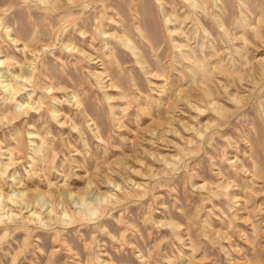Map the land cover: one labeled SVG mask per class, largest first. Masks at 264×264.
<instances>
[{
  "label": "rangeland",
  "instance_id": "rangeland-1",
  "mask_svg": "<svg viewBox=\"0 0 264 264\" xmlns=\"http://www.w3.org/2000/svg\"><path fill=\"white\" fill-rule=\"evenodd\" d=\"M17 1L0 0L13 30L0 74H32L16 99L35 108L0 120V189L45 198L7 202L17 215L0 222V264H264V0ZM190 48L195 82L180 55ZM0 91V115L14 112Z\"/></svg>",
  "mask_w": 264,
  "mask_h": 264
},
{
  "label": "bare ground",
  "instance_id": "bare-ground-1",
  "mask_svg": "<svg viewBox=\"0 0 264 264\" xmlns=\"http://www.w3.org/2000/svg\"><path fill=\"white\" fill-rule=\"evenodd\" d=\"M17 1V0H16ZM39 1H41V2H47V3H50V0H39ZM99 1V0H98ZM97 1V2H98ZM153 1H155V0H153ZM170 1V0H169ZM189 1V3L192 5V6H199V3H198V1L197 0H188ZM6 2V1H5ZM10 2V1H9ZM18 2V1H17ZM27 2V1H26ZM29 2V1H28ZM37 2V1H36ZM84 2V1H83ZM219 2V1H218ZM250 2V1H249ZM14 3H16V2H14ZM20 3V2H19ZM99 3V2H98ZM133 3H135V2H133ZM163 3V2H162ZM216 2L214 1V5L215 6H217L216 4H215ZM242 3V2H241ZM247 3V2H246ZM7 4V3H6ZM27 4V3H26ZM80 5L82 4V3H79ZM95 4V3H94ZM102 4V3H101ZM123 4V3H122ZM184 4V3H183ZM250 4V3H249ZM15 5H17V3L15 4ZM14 5V6H15ZM86 5V4H85ZM29 6V5H28ZM32 6V5H31ZM39 6V5H38ZM54 6V3H53V5H52V7ZM95 6V5H94ZM98 6V5H97ZM220 6H222L221 4H220ZM243 6V5H242ZM26 7H27V5H26ZM34 7V6H33ZM41 7V6H40ZM55 7V6H54ZM53 7V8H54ZM69 7V6H68ZM70 7H72V6H70ZM81 7V6H80ZM110 7V6H109ZM214 7V6H213ZM223 7V6H222ZM238 7V6H237ZM241 8V7H240ZM254 8V7H253ZM252 8V9H253ZM36 9V8H35ZM50 9V8H49ZM91 9V8H90ZM133 9H135L134 7H133ZM161 9V8H160ZM195 8H193V10H194ZM218 9V8H217ZM13 10V9H12ZM23 10V9H22ZM47 10V9H46ZM79 10V9H78ZM115 10V9H114ZM254 10V9H253ZM252 10V11H253ZM106 11V10H105ZM132 11V10H131ZM172 11V10H171ZM258 11V10H257ZM39 12V11H38ZM46 12H49V11H46ZM54 12V11H53ZM96 12V11H95ZM256 12V11H255ZM41 13H43V12H41ZM91 13V12H90ZM114 13V12H113ZM128 13V12H127ZM137 13V12H136ZM195 13H197L196 11H195ZM239 13V12H238ZM4 14V13H3ZM56 14V13H55ZM54 14V15H55ZM133 14V13H132ZM222 14V13H221ZM11 15V14H10ZM195 15V14H194ZM206 15V14H205ZM231 15V14H230ZM240 15V14H239ZM12 16V15H11ZM204 16V15H203ZM60 17V16H59ZM71 17V16H70ZM112 17V16H111ZM184 17H185V15H184ZM196 17V16H195ZM224 17V16H223ZM51 18V17H50ZM69 18V17H68ZM62 19V18H61ZM83 19V18H82ZM96 19V18H95ZM107 19V18H106ZM112 19V18H111ZM165 19H167L168 20V16H165ZM164 19V20H165ZM237 19V18H236ZM241 19V18H240ZM52 20V19H51ZM60 20V19H59ZM58 20V21H59ZM108 20V19H107ZM119 20V19H118ZM121 20H123V19H121ZM120 20V21H121ZM133 20H134V18H133ZM239 20V19H238ZM258 20V19H257ZM81 21V20H80ZM137 22H138V20H136ZM197 22H199L198 20H196ZM104 22V21H103ZM167 22H169V21H167ZM166 22V23H167ZM193 22V21H192ZM207 22V21H206ZM258 22V21H257ZM262 22V21H261ZM112 23V22H111ZM201 23V22H200ZM4 19L2 18V17H0V36H1V33H2V30H3V28H5V32H6V35H7V38H9L8 36H11L12 35V33H11V31H13L9 26H4ZM43 24V23H42ZM121 24V23H120ZM171 24V23H170ZM236 24V23H235ZM241 24V23H240ZM258 24V23H257ZM56 25V24H55ZM55 25H53L54 27H55ZM111 25V24H110ZM130 25V24H129ZM165 25V24H164ZM175 25V24H174ZM242 25V24H241ZM252 25V24H251ZM259 25H260V23H259ZM102 26H104V25H102ZM98 27V26H97ZM110 27V26H109ZM237 27V26H236ZM240 27V26H239ZM51 28V27H50ZM73 28V27H72ZM93 28V27H92ZM124 28V27H123ZM122 28V29H123ZM169 28V27H168ZM191 28V27H190ZM70 29H71V27H70ZM75 29V28H74ZM138 29H139V31H140V34H142V35H144V32H143V30H142V28L140 27V26H138ZM137 29V30H138ZM170 29V28H169ZM205 29V28H204ZM243 29V28H242ZM106 30H107V28H106ZM218 30V29H217ZM259 30V29H258ZM261 30V29H260ZM83 31V30H82ZM82 31H81V33H82ZM92 31V30H91ZM166 31V30H165ZM196 31V30H195ZM262 31V30H261ZM83 32H85V31H83ZM193 32V31H192ZM204 32V31H203ZM107 33V32H106ZM122 33V32H121ZM195 33V32H194ZM233 33V32H232ZM246 33H247V31H246ZM179 34V33H178ZM259 34H260V32H259ZM80 35V34H79ZM180 35V34H179ZM211 35V34H210ZM249 35V34H248ZM254 35V34H253ZM256 36H257V33L255 34ZM261 35V34H260ZM64 36V35H63ZM141 36V35H140ZM144 36H146V35H144ZM164 36V35H163ZM178 36V35H177ZM73 37V36H72ZM135 37V36H134ZM181 37V36H180ZM252 37V36H251ZM258 37V36H257ZM141 38V37H140ZM143 38V37H142ZM141 38V39H142ZM185 38V37H184ZM183 38V39H184ZM215 38V37H214ZM12 39L15 41V42H17L18 41V38L16 37V36H13L12 37ZM56 39V38H55ZM93 39V38H92ZM120 39V41L122 42V44L123 45H125L127 48H129L131 51L130 52H133L136 56H137V60H138V62L140 63V64H144V60L142 59V55L140 54V52H139V47L137 48V46L132 42V40L125 34V35H123L122 37H120L119 38ZM136 39V38H135ZM144 39V38H143ZM253 39H255V38H253ZM50 40H51V38H50ZM90 40V39H89ZM106 40V39H105ZM201 40V39H200ZM219 40V39H218ZM148 41V40H147ZM22 42V41H21ZM117 42V41H116ZM141 42V41H140ZM144 42V41H143ZM200 42V41H199ZM202 42V41H201ZM204 42V41H203ZM214 42V41H213ZM149 43V42H148ZM236 43V42H235ZM239 43V42H238ZM55 44V43H54ZM70 44V43H69ZM150 44V43H149ZM214 44H215V42H214ZM55 45H57V44H55ZM143 45V44H142ZM197 45V44H196ZM217 45V44H216ZM62 46V45H61ZM151 46V45H150ZM171 46V45H170ZM181 45H178V47H180ZM30 47V43L29 42H25L24 44H23V48H24V50H26L27 48H29ZM76 47V46H75ZM121 47V46H120ZM142 47H144V46H142ZM198 47V46H197ZM15 48V47H14ZM94 48V47H93ZM145 48V47H144ZM212 48H214V47H212ZM243 48V47H242ZM6 49V48H5ZM9 49V48H8ZM21 49V48H20ZM95 49H96V47H95ZM57 50V49H56ZM87 50V49H86ZM120 50V49H119ZM124 50V49H123ZM153 50V49H152ZM181 50V49H180ZM186 50V49H185ZM195 50L197 51L198 49H194L193 50V48H190V50L189 51H181L180 52V55L181 56H183L185 59H187L190 63H191V65H189L188 66V68H189V72H190V75H191V81H193V82H195V81H197L196 80V75H197V73H198V71H197V68H198V66H200L199 65V62H200V58H199V56L197 55V53L195 52ZM201 50V49H200ZM208 50V49H207ZM244 50V49H243ZM11 51V50H10ZM67 51V50H66ZM127 51V50H126ZM129 51V50H128ZM141 51V50H140ZM160 51V50H159ZM173 51V50H172ZM248 51V50H247ZM3 52V51H2ZM155 52V51H154ZM179 52V51H178ZM57 53V52H56ZM143 53V52H142ZM158 53V52H157ZM214 53V52H213ZM91 54V53H90ZM15 55V54H14ZM83 55V54H82ZM212 55V54H211ZM73 56V55H72ZM175 56V55H174ZM213 56V55H212ZM4 57V56H3ZM97 57V56H96ZM106 57V56H105ZM116 57V56H115ZM126 57V56H125ZM155 57V56H154ZM158 57V56H157ZM239 57V56H238ZM30 58V57H29ZM38 58V57H37ZM144 58V57H143ZM174 58V57H173ZM246 58V57H245ZM55 59V58H54ZM46 60V59H45ZM57 60V59H56ZM118 60V59H117ZM162 60V59H161ZM60 60H58V62H59ZM159 61H160V59H159ZM158 61V62H159ZM164 61V60H163ZM202 61H203V59H202ZM206 61V60H205ZM248 61V60H247ZM4 61L0 58V64L1 63H3ZM82 62V61H81ZM101 62V61H100ZM119 62V61H118ZM215 62V61H214ZM218 62V61H217ZM241 62V61H240ZM244 62V61H243ZM68 63V62H67ZM120 63V62H119ZM205 63V62H204ZM69 64V63H68ZM88 64V63H87ZM98 64V63H97ZM172 64V63H171ZM206 64V63H205ZM42 65V64H41ZM107 65V64H106ZM109 65V64H108ZM177 65V64H176ZM219 65V64H218ZM6 66V65H5ZM87 66V65H86ZM89 66V65H88ZM118 66V65H117ZM204 66V65H203ZM64 67H66V66H64ZM96 67H97V65H96ZM103 67V66H102ZM127 67V66H126ZM207 67V66H206ZM227 67V66H226ZM242 67H244V65L242 66ZM9 68V67H8ZM32 68H33V66H32ZM34 68H36V67H34ZM33 68V69H34ZM40 68V67H39ZM67 68V67H66ZM69 68H70V66H69ZM99 68V67H98ZM202 68V67H201ZM204 68H205V66H204ZM204 68H203V70H204ZM12 69V68H11ZM76 69V68H75ZM119 69V68H118ZM222 69V68H221ZM67 70V69H66ZM121 70V69H120ZM242 70V69H241ZM27 71V70H26ZM87 71V70H86ZM85 71V72H86ZM65 72V71H64ZM75 72V71H74ZM206 71H204L203 73H202V75L203 76H205V75H207V73H205ZM28 73V72H27ZM132 73V72H131ZM78 74V73H77ZM107 74V73H106ZM122 74V73H121ZM187 74V73H186ZM90 75V74H89ZM183 75V74H182ZM0 76H2V77H4V79H2V80H0L1 81V83H2V85H3V87L5 88V90L9 93V95H8V99H15L16 100V103H15V106L13 107L14 108V112H12V113H9V111L11 110H4L3 112H2V114L0 115V120H2L3 118H5V119H8L9 120V118L11 117H17L21 112H27L29 109H31V108H35V106H34V102H32V100H30V98H25V99H23V100H17L16 99V94L23 88V86H24V83L25 82H23V80H30L31 78H32V74H30V73H28V75H19V74H16V73H9V72H7V73H2V74H0ZM40 76V75H39ZM91 76V75H90ZM142 76V75H141ZM187 76H188V74H187ZM263 76H264V74H263ZM262 76V77H263ZM1 77V78H2ZM69 77V76H68ZM48 78V77H47ZM91 78V77H90ZM110 78V77H109ZM133 78V77H132ZM150 78V77H149ZM143 79H144V77H143ZM32 80V79H31ZM150 80V79H149ZM186 80V79H185ZM233 80V79H232ZM38 81V80H37ZM85 81V80H84ZM110 81V80H109ZM112 81V80H111ZM179 81V80H178ZM188 81V80H187ZM30 82V81H29ZM59 82V81H58ZM72 82V81H71ZM135 82V81H134ZM72 83H74V82H72ZM179 83V82H178ZM135 84V83H134ZM245 84V83H244ZM243 84V85H244ZM61 85V84H60ZM98 85V84H97ZM246 85V84H245ZM27 86V85H26ZM64 86V85H63ZM96 86V85H95ZM101 86V85H100ZM69 88V87H68ZM250 88V87H249ZM260 89V88H259ZM23 90V89H22ZM30 90V89H29ZM72 90V89H71ZM105 90V89H104ZM131 90H132V88H131ZM73 91V90H72ZM116 91V90H115ZM1 92V91H0ZM40 92V91H39ZM98 92V91H97ZM136 92V91H135ZM195 92H196V90H195ZM207 92V94L208 95H210V92L209 91H206ZM55 93H57V92H55ZM61 93V92H60ZM128 93V92H127ZM237 93V92H236ZM33 94H35V93H33ZM58 94V93H57ZM121 94V93H120ZM171 94V93H170ZM20 95V94H19ZM21 95H22V93H21ZM65 95V94H64ZM74 95V94H73ZM194 95V94H193ZM250 95V94H249ZM71 96V95H70ZM97 96V95H96ZM141 96V95H140ZM4 97V96H3ZM76 97H78L77 95H76ZM81 97V96H80ZM87 97V96H86ZM105 97H106V95H105ZM128 97V96H127ZM5 98V97H4ZM32 98V97H31ZM66 98H67V96H66ZM135 98H136V96H135ZM3 99V98H2ZM6 99V98H5ZM8 99H7V101H8ZM46 99H48V98H46ZM151 99V98H150ZM219 99V98H218ZM43 100V99H42ZM87 100V99H86ZM105 100H106V98H105ZM126 100V99H125ZM6 101V100H5ZM79 101V100H78ZM102 101V100H101ZM223 101V100H222ZM57 102V101H56ZM59 102V101H58ZM64 102V101H63ZM87 102H89V100H87ZM210 102H212V101H210ZM6 103V102H5ZM4 103V104H5ZM113 103V102H112ZM121 103V102H120ZM138 103V102H137ZM4 104H2L3 105V107H4ZM81 104V103H80ZM128 104V103H127ZM10 105H12V104H10ZM89 105V104H88ZM104 105V104H103ZM175 105H176V103H175ZM250 105V104H249ZM92 106V105H91ZM254 106V105H253ZM69 107V106H68ZM84 107V106H83ZM129 107V106H128ZM225 107V106H224ZM235 107H237V106H235ZM9 108V107H8ZM12 108V107H11ZM41 108V107H40ZM39 108V109H40ZM94 108V107H93ZM225 108H227V107H225ZM253 108V107H252ZM251 108V109H252ZM84 109V108H83ZM95 109V108H94ZM98 109V108H97ZM248 109H250V108H248ZM46 110V109H45ZM52 110V114H53V116L54 117H57L58 116V113H59V109H57V108H53V109H51ZM123 110V109H122ZM147 110V109H146ZM257 110V109H256ZM96 111V110H95ZM244 112H245V110H244ZM46 113V112H45ZM196 113V112H195ZM263 113V112H262ZM47 114V113H46ZM88 114V113H87ZM130 114V113H129ZM210 114V113H209ZM213 114V113H212ZM36 115V114H35ZM43 115H44V113H43ZM127 115V114H126ZM125 115V116H126ZM198 115V114H197ZM231 115V114H230ZM239 115V114H238ZM260 115V114H259ZM75 116H76V114H75ZM158 116H159V114H158ZM200 116V115H199ZM203 116V115H202ZM219 116V115H218ZM261 116V115H260ZM259 116V117H260ZM73 117V116H72ZM82 117V116H81ZM221 117V116H220ZM52 118V117H51ZM75 118V117H74ZM77 118V117H76ZM110 118V117H109ZM224 118V117H223ZM82 119V118H81ZM210 119V118H209ZM218 119H220V118H218ZM234 119V118H233ZM232 119V120H233ZM247 119V118H246ZM78 120V119H77ZM92 120V119H91ZM211 120V119H210ZM210 120H208V122L210 121ZM245 120V119H244ZM72 121H74V120H72ZM207 121V120H206ZM219 121V120H218ZM94 122V121H93ZM127 122V121H126ZM1 123V122H0ZM124 123V122H123ZM236 123V122H235ZM7 124V123H6ZM15 124V123H14ZM84 124V123H83ZM127 124V123H126ZM224 124H225V121H224ZM223 124V125H224ZM95 125V124H94ZM7 126V125H6ZM20 126V125H19ZM3 127H5V126H3ZM58 127V126H57ZM96 127V126H95ZM8 128H9V125H8ZM20 128V127H19ZM50 128V127H49ZM88 128H89V126H88ZM261 128V127H260ZM5 129V128H4ZM34 129V128H33ZM32 129V130H33ZM96 129H97V127H96ZM108 129V128H107ZM253 129V128H252ZM6 130V129H5ZM30 130V129H29ZM60 130V129H59ZM243 130V129H242ZM49 131V130H48ZM1 132H3V131H1ZM9 132V131H8ZM82 132V131H81ZM4 133V132H3ZM15 133V132H14ZM32 133V132H31ZM91 133V132H90ZM13 134V133H12ZM20 134V133H19ZM261 134V133H260ZM26 135V134H25ZM88 135V134H87ZM192 135V134H191ZM4 136V135H3ZM47 136H48V134H47ZM66 136H67V134H66ZM185 136V135H184ZM195 136V135H194ZM230 136V135H229ZM7 137V136H6ZM12 137V136H11ZM192 137V136H191ZM196 137V136H195ZM208 137V136H207ZM5 138V137H4ZM18 138V137H17ZM33 138V137H32ZM38 138V137H37ZM89 138V137H88ZM35 139V138H34ZM39 139V138H38ZM13 140V139H12ZM80 140V139H79ZM106 140V139H105ZM234 140V139H233ZM239 140V139H238ZM246 140V139H245ZM8 141V140H7ZM39 141V140H38ZM54 141V140H53ZM87 141V140H86ZM88 141H89V139H88ZM104 141V140H103ZM198 141V140H197ZM9 142V141H8ZM12 142V141H11ZM202 142V141H201ZM227 142L228 143H230V141H228L227 140ZM27 143H28V141H27ZM82 143V142H81ZM156 143V142H155ZM192 143V142H191ZM3 144V143H2ZM29 144V143H28ZM42 144V143H41ZM99 144V143H98ZM202 144V143H201ZM30 145V144H29ZM28 145V146H29ZM88 145V144H87ZM218 145V144H217ZM229 145V144H228ZM31 146V145H30ZM42 146L43 145H41V146H39V145H36V147L34 148V150L35 151H40V149L42 148ZM45 146V145H44ZM110 146V145H109ZM190 146V145H189ZM85 147V146H84ZM192 147V146H191ZM249 147H250V145H249ZM248 147V148H249ZM107 148V147H106ZM111 148V147H110ZM184 148H185V146H184ZM20 149V148H19ZM29 149V148H28ZM83 149V148H82ZM99 149V148H98ZM10 150V149H9ZM84 150V149H83ZM27 151V150H26ZM30 151V150H29ZM230 151V150H229ZM45 152V151H44ZM33 153V152H32ZM97 153V152H96ZM212 153V152H211ZM46 154V153H45ZM106 154V153H105ZM185 154V153H184ZM42 155V154H41ZM44 155V154H43ZM75 155V154H74ZM221 155V154H220ZM211 156V155H210ZM5 158V157H4ZM44 158V157H43ZM213 158V157H212ZM1 159V158H0ZM178 159V158H177ZM182 159V158H181ZM190 159V158H189ZM202 159V158H201ZM188 160V159H187ZM241 160V159H240ZM65 161V160H64ZM174 161V160H173ZM1 162H2V160L0 161V164H1ZM21 162V161H20ZM43 162V161H42ZM55 162V161H54ZM180 162V161H179ZM47 163V162H46ZM175 163V162H174ZM242 163V162H241ZM230 164V163H229ZM237 164V163H236ZM253 164V163H252ZM9 163H7V162H5L4 164H3V166H1L0 165V180H2V177H3V175H4V173L8 170V167H9ZM54 165V164H53ZM64 165H66V164H64ZM68 165V164H67ZM176 165H177V163H176ZM200 165V164H199ZM18 166V165H17ZM170 166V165H169ZM175 166V165H174ZM235 166V165H234ZM245 166V165H244ZM243 166V167H244ZM253 166H254V164H253ZM252 166V167H253ZM23 167V166H22ZM46 167V166H45ZM163 167V166H162ZM171 167H173V166H171ZM177 167V166H176ZM29 168V167H28ZM165 168V167H164ZM163 168V169H164ZM168 168V167H167ZM231 168V167H230ZM235 168V167H234ZM31 169V168H30ZM46 169V168H45ZM166 169V168H165ZM172 169H175V168H172ZM199 169H200V167H199ZM24 170V169H23ZM170 170V169H169ZM221 170V169H220ZM219 170V171H220ZM14 171V170H13ZM20 171V170H19ZM224 171V170H223ZM229 171V170H228ZM237 171V170H236ZM239 171V170H238ZM250 171V170H249ZM15 172V171H14ZM24 172V171H23ZM233 172V171H232ZM235 172V171H234ZM222 173V172H221ZM56 174V173H55ZM219 174V173H218ZM238 174V173H237ZM242 174V173H241ZM53 175V174H52ZM60 175V174H59ZM187 175V174H186ZM6 176V175H5ZM244 176V175H243ZM226 177V176H225ZM229 177V176H228ZM55 178V177H54ZM61 178V177H60ZM215 178V177H214ZM227 178V177H226ZM6 179V178H5ZM16 179V178H15ZM46 180H47V178H45ZM171 179V178H170ZM232 179V178H231ZM12 180H14V179H12ZM169 180V179H168ZM227 180V179H226ZM40 182V181H39ZM164 182V181H163ZM210 182V181H209ZM14 183V182H13ZM1 184V183H0ZM35 184V183H34ZM130 184V183H129ZM156 184V183H155ZM154 184V185H155ZM159 184H160V182H159ZM250 184V183H249ZM259 184V183H258ZM13 185V184H12ZM153 185V186H154ZM152 186V187H153ZM157 186V185H156ZM249 186V185H248ZM118 188V187H117ZM148 188V187H147ZM146 188V189H147ZM253 188V187H252ZM19 189V188H18ZM143 189V188H142ZM155 189V188H154ZM253 190V189H252ZM114 192H115V190H114ZM224 192V191H223ZM226 192V191H225ZM68 194V196H70V197H72L73 196V193L72 192H68L67 193ZM142 194V193H141ZM211 194H213V193H211ZM226 194V193H225ZM144 196H145V194H143ZM38 196H40L41 197V199H44L45 198V196L42 194V193H37V196H35V197H31V196H29L28 195V193L26 192V191H24V190H13L12 192H10V193H8L7 195H5L3 192H2V190L0 189V222H4L5 221V218H7V219H11V218H13L15 215H17V213H15L14 212V209H13V207H11L10 209L9 208H7V206H8V201H10L11 203H13V204H20V205H22V204H24L25 205V207H29V206H34V203L35 202H38ZM204 196V195H203ZM207 196V195H206ZM37 197V198H36ZM61 197H63V196H61ZM130 197V196H129ZM143 197V196H142ZM141 197V198H142ZM263 197V196H262ZM264 198V197H263ZM262 198V199H263ZM103 199V198H102ZM104 199H107V197H104ZM124 199V198H123ZM122 198H121V201L123 200ZM215 199V198H214ZM221 199V198H220ZM118 200H119V198H118ZM124 201V200H123ZM212 201V200H211ZM226 201V200H225ZM84 204H83V203ZM76 203H78V204H80V205H87L88 207H91L92 206V203L91 202H89V201H87V199L85 198V197H79L78 199H77V201H76ZM254 204V203H253ZM199 206V205H198ZM219 207V206H218ZM32 209V208H31ZM38 209V208H37ZM36 209V207H35V209L34 210H32L31 211V214L32 215H35V216H37V217H40V214H39V212H38V210ZM93 210H95V209H93ZM93 210H90L89 212H93ZM196 210V209H195ZM210 210H211V208H210ZM223 211V210H222ZM57 213L58 214V212H57V210L55 209V207H54V204H53V202H51L50 201V209H49V214L50 213ZM255 212V211H254ZM96 213V212H95ZM94 213V214H95ZM145 213V212H144ZM212 213V212H211ZM93 214V215H94ZM225 214V213H224ZM43 215V214H42ZM70 214H69V212H68V210H67V208L65 207L64 209H63V216H69ZM82 215V214H81ZM121 215V214H120ZM19 216V215H18ZM17 216V217H18ZM34 216V217H35ZM71 216V215H70ZM92 216V215H91ZM144 216V215H143ZM24 217V216H23ZM50 217V216H49ZM110 217V216H109ZM65 218V217H64ZM186 218V217H185ZM94 219V218H93ZM225 219V218H224ZM229 219V218H228ZM231 219V218H230ZM33 220V219H32ZM49 220H50V218H49ZM55 220V219H54ZM11 221V220H10ZM13 221V220H12ZM48 221V220H47ZM208 221H209V219H208ZM15 222V221H14ZM185 222V221H184ZM221 222V221H220ZM27 223V222H26ZM29 223V222H28ZM68 224V223H67ZM93 224V223H92ZM97 224V223H96ZM261 224V223H260ZM10 225V224H9ZM21 225V224H20ZM151 225V224H150ZM15 226V225H14ZM27 226V225H26ZM99 226V225H98ZM149 226V225H148ZM193 226V225H192ZM88 227V226H87ZM24 228V227H23ZM27 228V227H26ZM160 228V227H159ZM254 228V227H253ZM156 229V228H155ZM164 230V229H163ZM165 230H167V229H165ZM245 230V229H244ZM50 231V230H49ZM100 231V230H99ZM123 231V230H122ZM254 231V230H253ZM52 232V231H51ZM55 232V231H54ZM63 232V231H62ZM244 232V231H243ZM25 233V232H24ZM7 234V233H6ZM62 234V233H61ZM247 235V234H246ZM4 236V235H3ZM63 238V237H62ZM124 238V237H123ZM122 238V239H123ZM247 238H248V236H247ZM2 239H3V237H2ZM40 239V238H39ZM67 239V238H66ZM153 239V238H152ZM137 240V239H136ZM155 240V239H154ZM15 241H17V240H15ZM21 242H22V240H21ZM66 242V241H65ZM85 242V241H84ZM17 243V242H16ZM16 243H15V245H16ZM67 243V242H66ZM137 243V242H136ZM178 243V242H177ZM180 243V242H179ZM222 243V242H221ZM21 244V243H20ZM21 246V245H20ZM242 246V245H241ZM64 247V246H63ZM18 248H19V246H18ZM140 248V247H139ZM138 248V249H139ZM203 248H205V247H203ZM1 249V248H0ZM14 249V248H13ZM73 249V248H72ZM154 249V248H153ZM166 249V248H165ZM229 250V249H228ZM231 250V249H230ZM91 251H92V249H91ZM140 251V250H139ZM252 251H254V250H252ZM215 252H216V250H215ZM4 253H5V251H4ZM100 253V252H99ZM166 253H168V252H166ZM251 253V252H250ZM7 254V253H6ZM93 254V253H92ZM146 254V253H145ZM204 254H205V252H204ZM252 254V253H251ZM9 255V254H8ZM48 256V255H47ZM144 256V255H143ZM146 256H148V255H146ZM205 257H206V255H204ZM203 256V257H204ZM23 257H25V256H23ZM46 257V256H45ZM201 257V256H200ZM43 258V257H42ZM189 258V257H188ZM97 259V258H96ZM111 259V258H110ZM248 259V258H247ZM5 260V259H4ZM105 261V260H104ZM111 261V260H110ZM97 262V261H96ZM113 262V261H112ZM115 262V261H114ZM117 262V261H116ZM148 263V262H147ZM221 263V262H220ZM15 264V263H14ZM16 264H17V262H16ZM32 264V263H31ZM117 264V263H116ZM122 264V263H121ZM141 264V263H140ZM149 264V263H148ZM176 264V263H175Z\"/></svg>",
  "mask_w": 264,
  "mask_h": 264
}]
</instances>
